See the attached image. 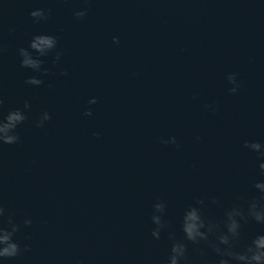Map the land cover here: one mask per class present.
<instances>
[{
	"label": "water",
	"instance_id": "95a60500",
	"mask_svg": "<svg viewBox=\"0 0 264 264\" xmlns=\"http://www.w3.org/2000/svg\"><path fill=\"white\" fill-rule=\"evenodd\" d=\"M35 8L49 18L35 23ZM38 32L63 53L46 58L39 87L17 54ZM26 100L20 141L0 145V204L29 250L6 264H164L167 235L150 234L158 198L175 227L196 198L219 218L258 195L264 177L243 143L264 142V0H0V111ZM43 111L51 119L37 128ZM169 136L179 149L159 142ZM258 232L243 225L241 244ZM188 247L190 264H202L200 248L215 259Z\"/></svg>",
	"mask_w": 264,
	"mask_h": 264
},
{
	"label": "clouds",
	"instance_id": "9594fccd",
	"mask_svg": "<svg viewBox=\"0 0 264 264\" xmlns=\"http://www.w3.org/2000/svg\"><path fill=\"white\" fill-rule=\"evenodd\" d=\"M87 8L73 10V16L77 19L85 17ZM29 15L35 23L46 21L49 18L50 10L44 8H35ZM113 43H119V38L112 37ZM19 57V66L22 69L30 70L39 75H30L26 78L25 84L31 86H41L44 81L41 77L49 74V69L44 67L46 58L51 56L52 65H56L62 58V51L59 50V40L57 35L38 32L31 36L27 47L17 49ZM61 75H67L62 71ZM229 93H237L240 83L236 73H228L226 76ZM89 105L96 103V98H90ZM31 105L26 100L23 107L9 109L6 112L0 111V145H13L20 141L18 128L28 119L27 112ZM206 108H215L206 105ZM85 116H91L92 111L87 108ZM51 116L48 111L40 113L35 120L37 128L43 127L45 122L49 121ZM98 135V134H97ZM161 144L175 145L177 149L180 144L177 143L175 136H169L167 139L158 138ZM199 140V137H196ZM243 147L250 152L255 153L258 161L260 176L264 177V142L258 140H245ZM252 187L258 195L246 200L244 203H233L231 206L223 208L222 215L219 218H209L205 215L206 207L204 198H196L193 203L185 206L178 218L177 224H173L165 217L167 215V205L159 198L152 205L150 221L153 225L151 237L155 240L161 239L162 232L166 233L170 242L164 264H190L189 244L206 245L215 255V259L209 261L207 253L203 248L198 249L202 264H264V232H258L241 244L243 225L254 221L258 225H264V179L256 180ZM240 198L237 197V200ZM208 203L220 205L216 197H210ZM6 216L5 207L0 204V264H6L14 260L22 252L29 250V244L25 243L23 248L16 238V234L21 231V225L17 223L11 214ZM31 217H25L22 221L24 227L32 224ZM25 239H28L26 236Z\"/></svg>",
	"mask_w": 264,
	"mask_h": 264
}]
</instances>
